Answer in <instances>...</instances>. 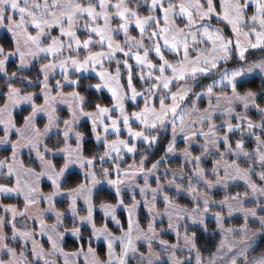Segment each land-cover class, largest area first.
<instances>
[{
    "label": "snow or ice",
    "instance_id": "6c2138e0",
    "mask_svg": "<svg viewBox=\"0 0 264 264\" xmlns=\"http://www.w3.org/2000/svg\"><path fill=\"white\" fill-rule=\"evenodd\" d=\"M0 264H264V0H0Z\"/></svg>",
    "mask_w": 264,
    "mask_h": 264
},
{
    "label": "trees",
    "instance_id": "16d2710c",
    "mask_svg": "<svg viewBox=\"0 0 264 264\" xmlns=\"http://www.w3.org/2000/svg\"><path fill=\"white\" fill-rule=\"evenodd\" d=\"M257 55H259V54H257ZM17 118H19V111H18V116H17ZM255 118L258 119V117H255ZM180 147H183V145L180 144ZM177 163H178V161H175V160H174L172 166H173V167L177 166ZM45 187L47 188V183H45ZM231 190H232V191H236V190L243 191V188H242V187H240V188H233V189H231ZM222 194H223V193H218V194H217V198H219V196L222 195ZM100 195H101V197H107V196H108V193H107V192H104V193H101ZM109 198H110V197H109ZM180 202H181V203H186V202H187V199H186V198H181ZM62 206H63V202H61V203L58 204V207H62ZM118 214L121 216L122 220L126 221V214H125L123 211H120ZM144 214H145V211H144L143 208H141V210H140V217H141V220H142V221H143V218H144ZM95 216H96V219H97L99 222H102V215L100 214L99 211H96V212H95ZM210 223H213V222H210ZM228 223H231V224H238V223H242V220H240V219H232V220H229ZM66 226H68V227H71V226H72V224H71V219H70V218L67 220V224H66ZM109 226L112 227V228L115 230V226H114V225H112V224L110 223ZM82 232H83L84 237H85V240H86V239H87V236H88V231H87L86 229H82ZM165 238H168V239H174L173 237H165ZM93 246H95V245L93 244ZM67 247H69V248L74 247L73 239H71V238H69V237H67ZM103 247H104V246H103L102 243H101V244H98V245L96 246L97 250L100 251V252L103 251Z\"/></svg>",
    "mask_w": 264,
    "mask_h": 264
},
{
    "label": "crops",
    "instance_id": "0c3cea01",
    "mask_svg": "<svg viewBox=\"0 0 264 264\" xmlns=\"http://www.w3.org/2000/svg\"><path fill=\"white\" fill-rule=\"evenodd\" d=\"M19 111V110H18ZM96 211H99L100 212V214L102 215V212L97 208V210ZM145 211V210H144ZM69 238H71V239H73L74 240V238H72V237H70L69 236ZM174 238V237H173ZM102 242H99V241H94L93 242V244L95 245V246H93V247H95L96 248V246L98 245V244H101Z\"/></svg>",
    "mask_w": 264,
    "mask_h": 264
},
{
    "label": "rangeland",
    "instance_id": "374dc122",
    "mask_svg": "<svg viewBox=\"0 0 264 264\" xmlns=\"http://www.w3.org/2000/svg\"><path fill=\"white\" fill-rule=\"evenodd\" d=\"M18 111V110H17Z\"/></svg>",
    "mask_w": 264,
    "mask_h": 264
}]
</instances>
